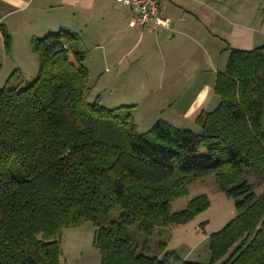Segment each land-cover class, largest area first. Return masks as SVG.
Returning a JSON list of instances; mask_svg holds the SVG:
<instances>
[{"label": "trees", "instance_id": "obj_1", "mask_svg": "<svg viewBox=\"0 0 264 264\" xmlns=\"http://www.w3.org/2000/svg\"><path fill=\"white\" fill-rule=\"evenodd\" d=\"M0 33L10 55V35ZM78 41L62 30L32 38L35 77L12 86L14 70L0 88V264H65L62 230L86 223L95 227L100 264H264V192L245 180L250 169L264 177V45L226 46L213 87L219 102L197 117L198 133L157 121L140 134L133 105L91 100ZM208 175L236 215L209 237L207 263L182 261L163 242L154 256L133 243V226L152 236L205 211L206 195L178 212L171 204Z\"/></svg>", "mask_w": 264, "mask_h": 264}, {"label": "crops", "instance_id": "obj_2", "mask_svg": "<svg viewBox=\"0 0 264 264\" xmlns=\"http://www.w3.org/2000/svg\"><path fill=\"white\" fill-rule=\"evenodd\" d=\"M230 1L157 0L161 15L169 19L168 28L158 29L133 25L131 10L115 0H0V21L9 2L16 6L13 12L28 11L32 16L58 11L75 25L62 31L77 35L76 49L84 50L89 77L88 63L100 72L95 86L101 105L104 92L115 96L108 101L116 107L133 105L132 116L140 134L157 121L193 131L200 113L211 112L218 105L213 87L216 74L223 71L228 59L226 46L253 49L256 31L239 21L237 12L235 18H228ZM51 30L47 26L39 35L30 33L24 53L33 65L28 73L20 69L24 57L17 52L10 29L6 31L11 35L9 62L18 70L12 86L35 77L38 59L36 62L33 56H37L29 51L30 41L53 33ZM175 253L182 261L203 258L208 262L210 258L209 252Z\"/></svg>", "mask_w": 264, "mask_h": 264}, {"label": "rangeland", "instance_id": "obj_3", "mask_svg": "<svg viewBox=\"0 0 264 264\" xmlns=\"http://www.w3.org/2000/svg\"><path fill=\"white\" fill-rule=\"evenodd\" d=\"M228 4L226 6L228 18H231V16L235 18L237 12L238 20L242 21L245 26L252 27L256 31L253 49L263 46L264 0H231ZM5 5L4 12H2L5 18L0 21V27L5 28L6 31L10 29L14 37L12 39L15 42V46L19 48L17 52L24 57L20 61L21 64L18 65L22 71H26L27 73L33 67L32 60H27L24 55L29 47L27 39L30 37V33L39 35L38 33H41L47 26L52 27L53 30L51 31L53 33H57L59 30L70 29L69 27H75L73 22L69 19L65 20L62 18L56 10L42 12L41 15L32 16L28 11L13 12L16 6L10 2L5 3ZM46 35L47 33L42 34L41 37ZM33 58L37 62V57L33 56ZM9 61L10 55L4 52L2 35L0 33V65L3 70L0 72V88L6 84L11 73L16 70V68H12V64ZM86 65H88L90 71L89 85L90 87H94V93L92 90L93 96L91 95L92 100L99 93L95 83L96 77L100 72L97 71L96 66H91L90 63ZM103 71L104 67L101 68V72ZM111 95L113 94L103 93L104 101L102 106L107 109L116 107V104H110L113 102L108 101L109 99L115 98V96ZM148 130L140 131H143L141 133H145ZM193 132L198 133L199 128L195 127ZM9 171L13 176L20 173L18 165L14 162H10ZM245 180L252 185L256 195L264 192V177L259 174V171L248 170L245 175ZM187 190L188 194L186 196L180 197L172 202L171 210L173 212L185 209L188 202L199 195H206L210 202L209 207L196 215L190 222L183 225L157 229L152 236L139 233L135 226L127 229L132 237L133 243L142 249L147 247L145 252H148V255L154 256L159 252L158 246L160 242L165 243V250L168 251L179 253L194 252V254L197 252H209V237L220 231L235 217L236 209L234 201L218 190L213 175H208L189 183ZM94 232L95 227L91 223H86L83 226L71 229H63L59 238L61 262L65 264H100V254L93 247ZM197 261L199 263H207L203 258H199Z\"/></svg>", "mask_w": 264, "mask_h": 264}, {"label": "built area", "instance_id": "obj_4", "mask_svg": "<svg viewBox=\"0 0 264 264\" xmlns=\"http://www.w3.org/2000/svg\"><path fill=\"white\" fill-rule=\"evenodd\" d=\"M177 1V0H169ZM131 10V23L136 27L168 28L169 19L160 13L157 0H115Z\"/></svg>", "mask_w": 264, "mask_h": 264}]
</instances>
